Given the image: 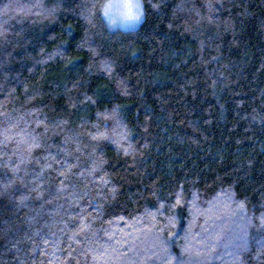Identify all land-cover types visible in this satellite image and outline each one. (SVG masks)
Instances as JSON below:
<instances>
[{
	"label": "trees",
	"instance_id": "trees-1",
	"mask_svg": "<svg viewBox=\"0 0 264 264\" xmlns=\"http://www.w3.org/2000/svg\"><path fill=\"white\" fill-rule=\"evenodd\" d=\"M107 1L0 0V264H264V0Z\"/></svg>",
	"mask_w": 264,
	"mask_h": 264
},
{
	"label": "snow or ice",
	"instance_id": "snow-or-ice-1",
	"mask_svg": "<svg viewBox=\"0 0 264 264\" xmlns=\"http://www.w3.org/2000/svg\"><path fill=\"white\" fill-rule=\"evenodd\" d=\"M133 9H136V11L134 12ZM104 13L109 24H115L118 17L123 20H138L141 9L138 2L133 3L131 0H124L122 3H106Z\"/></svg>",
	"mask_w": 264,
	"mask_h": 264
},
{
	"label": "rangeland",
	"instance_id": "rangeland-1",
	"mask_svg": "<svg viewBox=\"0 0 264 264\" xmlns=\"http://www.w3.org/2000/svg\"><path fill=\"white\" fill-rule=\"evenodd\" d=\"M122 2H124V0H108L107 1V3H122ZM131 2H133V3L138 2L140 4V9H141L140 18L138 20H123V19L118 17L116 23L111 24L112 26H114L115 28L132 30V29H137L141 25V23L143 21V10L141 8V3L139 0H131ZM133 11L135 12L136 9H133ZM104 15H105V13H104Z\"/></svg>",
	"mask_w": 264,
	"mask_h": 264
}]
</instances>
